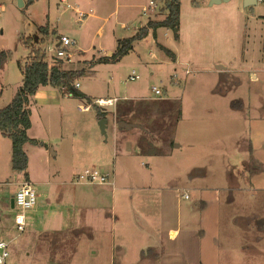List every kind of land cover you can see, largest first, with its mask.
Masks as SVG:
<instances>
[{
  "label": "rangeland",
  "instance_id": "obj_1",
  "mask_svg": "<svg viewBox=\"0 0 264 264\" xmlns=\"http://www.w3.org/2000/svg\"><path fill=\"white\" fill-rule=\"evenodd\" d=\"M180 1L176 39L172 30L148 27L149 21L166 18L163 0H36L33 4L23 0L24 7L18 0H0V51L8 55L0 62V109L10 104L22 85L18 63L29 62L31 54L25 40L40 37L48 63L55 65L59 37L66 36L76 45L68 49L72 62L64 68L92 69L75 81L78 91L117 99L119 114L115 107L105 109L117 119L120 114L129 116L123 119L134 125L129 143L121 137L114 140L111 133L102 132L93 106L89 112L78 111V104H88L86 99L57 87L39 88L45 89L47 101L34 96L31 103L28 135L38 144L24 147L25 172L13 170L11 141L0 133V242L9 243L6 264H112L110 248L100 251L79 240L93 235L83 226L74 232H56L48 217H40L20 233L12 201L29 182L37 203L49 193L54 205L63 200L60 204L69 206L74 195L91 193L96 186L83 184L58 192L61 183L72 182L73 172L90 168L105 174L119 171L117 178H110L116 186L109 193L111 189L122 193L129 183L123 165L128 160L141 166L136 176L152 172L146 180L163 184L160 197L168 199V208L156 209L155 222L148 224L143 218L134 223L142 229L171 225L165 233L159 232L156 241L161 248L139 257L132 246L123 255V264H198L199 238L202 241V232L211 227L203 213L208 200L196 187L221 194L212 206L219 209L212 216L217 232L209 234L219 245V264H264V145L259 135L264 132V3L245 8L243 0L213 6L210 0ZM42 27H48V35L40 32ZM141 31L146 36L135 41L126 59L90 66L98 57L114 53L119 40ZM161 46L175 53L176 60ZM133 73L139 79L127 81ZM154 87L162 91L161 97ZM186 193L190 200L183 198ZM163 214L170 217L164 223ZM83 218L78 211L75 216L55 218V224L78 226ZM170 229L179 231L171 236ZM130 241L134 244L135 239ZM169 250L178 253L175 259ZM96 251L100 260L94 258ZM180 251L191 260L182 263ZM200 262L206 264L205 259Z\"/></svg>",
  "mask_w": 264,
  "mask_h": 264
},
{
  "label": "crops",
  "instance_id": "obj_2",
  "mask_svg": "<svg viewBox=\"0 0 264 264\" xmlns=\"http://www.w3.org/2000/svg\"><path fill=\"white\" fill-rule=\"evenodd\" d=\"M63 1L66 2V0H62V3ZM114 53L108 52V56L106 57H111ZM127 57L128 56H126L123 59H126ZM100 58H105V57H98L96 60L92 62L93 64L90 66L92 67L95 64H99V62L97 61ZM64 65H66V63H64ZM64 65L63 68L65 67ZM50 66L52 67L53 65ZM82 69L86 70V68H82ZM82 69H78V70H82ZM64 70H70V69L64 68ZM86 71L91 73L92 69ZM22 81H23V76H22ZM21 87L22 85L20 86V88ZM15 95L16 94L13 95L12 100L14 99ZM85 97L91 98L95 101L99 99H103V100L111 99V98L107 99L103 97L94 98L92 96H86V95ZM37 98H39V100L41 101H44V103L46 104L47 93L45 89H41L40 91H38V93L35 95L34 100H37ZM12 100L10 101V103L12 102ZM30 109L32 111L31 106ZM119 110H120L119 107H117L116 108L117 114H119ZM102 111L107 112L106 118H99L98 115H96V119L97 121L103 119L106 120L105 133L107 135L108 133H111L112 136L114 137V140H117L118 138L121 137L124 141H126V143H129V141L132 138L131 136H129V134L131 132V129L134 127V125L130 129L119 127V123H126V124L131 123L123 119L125 117L129 118V116L120 114L121 118L117 119L114 116V114L112 117L111 113L105 108H102ZM141 127L143 128V126ZM120 129H122L123 131H120ZM259 135L261 138H263L262 145H264V132L259 133ZM55 156H57V153L55 154ZM259 164H262V162H260ZM123 165H126L124 172V179H128L127 181H129V183L124 186V188L122 189V193L114 194V190L111 189L113 192L112 194H110L109 190L111 186L109 185L107 186L93 185L96 186L93 192L91 193L79 192L78 195L77 194L74 195L75 197L74 199L72 198L73 200H75V202L74 203L72 202L69 206H64L60 204L63 202V200H60V203L58 205H54V201L51 200L50 197L48 196L49 193L42 194L40 200H44V201L41 202L40 204L37 203L35 208L32 209L31 212L27 213L26 230L30 225L35 224L37 221H39V219H41L40 217H48L47 221L51 222V224L54 225L53 226L55 228L54 231L56 232H62V231L74 232L77 230L79 226H83L84 229H88V232L90 234L93 233V235L87 236L89 238H86L85 236L79 237V240H81L83 243L87 245H94V247L99 249L100 251L110 248V257L112 264H123L124 260H122V257L126 253V251L128 252V250L131 249L132 246H134L133 249H135L134 253L140 255L139 257H142L143 255H149L155 249L161 248V244L160 243L158 244L156 240L158 235H160L159 232L165 233V231L170 228L171 223L168 224L164 223L166 220L170 219V217H168V215L166 214H163V216L160 217V221H163L164 223V225L160 224L161 225L160 229L155 228V227L159 228V226L157 225L154 226L152 225L151 228L147 226L146 228L144 227L145 229H142L138 226V224H135L134 221L138 222L139 220L140 221L139 223H141L143 221V218H145V221L148 224H152L153 221L155 222L154 217L157 216L156 209H158V207L161 206H163V208L165 207L168 208V199L160 197L161 191L164 189V185L157 184L154 181L146 180L149 179L150 177H153L152 172L150 174L146 172L143 173V175L141 172L139 176H136L135 173L137 171H140L141 166L134 161H130V160L124 161ZM136 165H137V169H136ZM111 172L112 174L109 173L107 174H109L112 177V179L117 178L116 172L119 173V171H115V169H113L111 170ZM78 173L79 172L72 173L73 183L69 180L62 182L61 183L62 188L59 189L58 192L64 191L63 189L66 187L81 186L80 184H77L75 182V177ZM135 179H142V180L137 181ZM137 183L138 184L142 183L143 185L137 186ZM195 189H197L198 191L201 190L202 191L201 196L203 197V199L205 201L208 200V208L209 207L210 208L209 209L206 208L207 204H205L203 213L207 216L206 218L207 225L211 227V230L210 229L208 230V228H206V230L202 232V241H200L201 237L199 238V248L196 249L197 261L198 264H201V262L199 263V260L205 259L206 264H210V261L212 263L219 264L221 262V251L219 249V245L217 244V242H215V239L213 241V239L209 237V234L210 232H217V220L214 219L212 216L214 214L218 215L219 209H212V206H215L216 203H219L221 194L219 195V192L213 189H208V191H206L207 188L201 189L196 187ZM185 195L190 196V193L189 194L186 193ZM60 196L63 197V194H61ZM158 197L161 198L160 201L156 200V198ZM138 205L140 206V209L138 208ZM78 211H79V217H84L82 221H79L78 226L76 224L75 225L73 224V226L72 225L70 226L68 224H63V226L59 227V225L55 224L56 219L61 217L63 218L64 216L66 217L75 216V214H78ZM178 231L179 230L170 229L169 232H171V236H172V235H176ZM133 238L135 239L134 244H132L130 241V239L133 240ZM206 240L208 242L207 246H205L204 244ZM186 246L189 247L188 245ZM96 253L97 256L95 254L94 258L96 260H100L99 257L100 252L96 251ZM168 253H170L169 255L173 259H175L178 254V253L175 254L173 253V251L170 250ZM179 254H181L179 258L182 263L191 260V258L185 251H183V253L180 251ZM117 255L120 256L119 259H117Z\"/></svg>",
  "mask_w": 264,
  "mask_h": 264
},
{
  "label": "trees",
  "instance_id": "obj_3",
  "mask_svg": "<svg viewBox=\"0 0 264 264\" xmlns=\"http://www.w3.org/2000/svg\"><path fill=\"white\" fill-rule=\"evenodd\" d=\"M36 0H29L33 4ZM165 10L167 11L166 18L163 21H149L148 27L155 30L166 28L172 30L175 38H178L180 32V17H181V1L180 0H163ZM43 35L49 34V29L40 28ZM146 36L145 33H138L136 36L118 41L116 52L111 57L100 58L99 63H117L128 56L134 48V43ZM44 43V40H42ZM26 46L31 50L29 56L30 61L25 64L19 62L18 66L23 76L22 87L16 93L12 102L0 109V133L4 138L11 141L12 144V166L13 170L25 172L28 168V157L24 150L27 143L32 142L38 144L37 141L30 139L28 131L32 127V111L30 109L32 98L36 95L41 87L52 86L60 88L61 91H66L73 96L81 99H86L88 104L96 109L99 118H106L107 112L102 111L97 105H94V100L85 97L78 88L75 87V81L84 76L87 71L82 70H64V61L57 59L52 67L48 63L46 52L40 47V39L27 38ZM161 48L175 59V54L166 47ZM8 55L0 51V62L6 60Z\"/></svg>",
  "mask_w": 264,
  "mask_h": 264
},
{
  "label": "built area",
  "instance_id": "obj_4",
  "mask_svg": "<svg viewBox=\"0 0 264 264\" xmlns=\"http://www.w3.org/2000/svg\"><path fill=\"white\" fill-rule=\"evenodd\" d=\"M258 4L264 3V0H257ZM63 3H66L63 1ZM70 7V5H69ZM76 14L81 18L85 16L84 13L80 12L78 9L75 10ZM76 45L75 41H72L70 38L66 36L59 37L58 40V46H57V59L63 60L65 63L72 62L73 55L68 51L71 47ZM190 74V71L187 70V75ZM139 79V76L132 75L130 76L127 81H136ZM178 83V81H176ZM76 88H79V83L75 84ZM153 92L157 96H162V91L154 87ZM117 99H109V100H103L99 99L94 102V105L99 106L100 108L105 107H115L117 104ZM79 112H89L92 109V104H78L77 107ZM111 176L109 174H105L101 172L99 169L96 168H90L86 169L81 174L76 175L75 182L77 184L83 185V184H90V185H99V186H111L112 188H115V181L110 179ZM184 199L188 200L190 199L189 195H184ZM15 208L18 211L15 216V225L17 227V230L20 233L25 232L26 230V215L27 212L34 209L37 204V195L31 185V183L26 182L23 184V186L20 188V190L17 192V195L15 197ZM16 243V241H15ZM9 243L1 241L0 242V264H6L7 259L10 256V253L8 251Z\"/></svg>",
  "mask_w": 264,
  "mask_h": 264
},
{
  "label": "water",
  "instance_id": "obj_5",
  "mask_svg": "<svg viewBox=\"0 0 264 264\" xmlns=\"http://www.w3.org/2000/svg\"><path fill=\"white\" fill-rule=\"evenodd\" d=\"M231 0H210V5L213 6V5H219L223 2H229ZM18 3H19V6L20 7H24V2L23 0H18ZM258 5V1L257 0H243V6L245 8L247 7H251V6H257ZM221 69V67H219ZM105 125H106V120L103 119L101 120V123H100V126H101V129H102V132L105 133ZM133 125H129V124H126V123H119V127L120 128H126V129H130ZM12 207L14 208L15 207V200L12 201Z\"/></svg>",
  "mask_w": 264,
  "mask_h": 264
}]
</instances>
